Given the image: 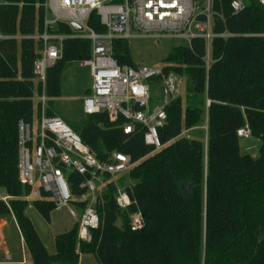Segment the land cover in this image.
Returning <instances> with one entry per match:
<instances>
[{
	"label": "trees",
	"instance_id": "trees-1",
	"mask_svg": "<svg viewBox=\"0 0 264 264\" xmlns=\"http://www.w3.org/2000/svg\"><path fill=\"white\" fill-rule=\"evenodd\" d=\"M47 0H5L0 4V217L13 216L32 262L26 264H80L93 255L98 264H264V7L262 0H242L235 14L230 0H212L210 65L208 42L194 38L186 47H174L164 60L165 74L185 80L183 95L167 107L165 126L158 131L160 151L146 145L145 128L132 135L123 120L107 114L86 116L74 128L101 162L122 153L136 163L130 171L128 193L137 205L121 210L117 188L107 186L97 207L100 226L92 241L79 239V225L55 239L50 254L26 214L29 189L19 182V123L33 128L41 118L42 85L34 64L42 44L32 39L44 33ZM124 0H115L122 4ZM88 25L97 34L106 28L93 13ZM50 32L73 35L69 25L57 23ZM112 55L121 67H136L128 40L116 39ZM92 56L88 40L64 42L62 58L48 70L46 115L57 117L53 102L61 97L62 75L68 64ZM210 106L207 109V102ZM208 112L207 141L182 134L201 127ZM249 127L261 142L260 155H242L238 131ZM196 132V131H195ZM194 133V132H193ZM197 133H200L197 130ZM73 194L79 197L84 178L67 172ZM108 176L105 180H109ZM190 196V198H189ZM46 221L55 203L43 194L33 202ZM79 215L85 205L75 201ZM140 209L144 227L130 229V217Z\"/></svg>",
	"mask_w": 264,
	"mask_h": 264
},
{
	"label": "built area",
	"instance_id": "built-area-1",
	"mask_svg": "<svg viewBox=\"0 0 264 264\" xmlns=\"http://www.w3.org/2000/svg\"><path fill=\"white\" fill-rule=\"evenodd\" d=\"M47 0L46 13H51L53 21L45 16L44 33L32 39L42 44L40 57L34 64V75L42 85V93L35 98L40 103L41 118L36 131L24 122L19 123V182L29 189L23 196L26 202L40 200L43 194L49 195L55 209H67L79 225V239L92 241V230L100 226L97 207L102 194L107 190L105 177L114 179L118 174H129L134 168L130 156L113 153L108 161L101 162L84 145L80 136L59 117L46 115L49 98L46 94L48 70L62 58L64 42L70 39L88 40L92 44V56L82 64L90 68L93 81L92 89L82 101L83 114L86 116L107 114L112 122L123 120L125 135L136 133L145 128L144 141L155 152L164 146L158 131L168 119L166 112L173 102L183 95L185 80L174 73L165 74L163 69L150 67H121L112 55V43L116 39L129 40L135 32L156 34L187 41L200 38L208 42L207 66L210 65V42L217 36L212 33V0L199 4L198 0ZM235 14L244 10L242 0H230ZM207 5L202 8L201 5ZM93 13L100 18L106 28L105 34H97L88 25ZM57 23L70 26L79 25L82 32L62 35L50 32ZM197 33H193V31ZM6 39L0 34V40ZM156 85L159 94L155 96L152 86ZM210 102H207V109ZM197 130L208 135V112L204 124L185 131L182 136L188 139ZM251 135L248 126L238 131L239 138ZM66 171L76 172L84 178L80 189L83 193L73 194ZM117 188L116 202L121 210L133 205L128 189ZM10 197L0 194V201L8 203ZM75 201L85 205L79 215ZM144 227V218L137 209L130 217V229L139 232Z\"/></svg>",
	"mask_w": 264,
	"mask_h": 264
},
{
	"label": "rangeland",
	"instance_id": "rangeland-1",
	"mask_svg": "<svg viewBox=\"0 0 264 264\" xmlns=\"http://www.w3.org/2000/svg\"><path fill=\"white\" fill-rule=\"evenodd\" d=\"M5 0H0L3 4ZM207 5H201L206 8ZM49 21H53L54 17L51 13L47 16ZM193 33H197L195 30ZM188 42L182 39L171 37H160L156 34H145L135 32L134 36L128 40L131 59L136 67H150L161 69L164 66V60L169 56L174 47H186ZM93 81L90 68L84 66L80 62L68 64L62 75L61 97L53 102V109L57 117L63 119L66 124L75 132L74 128H79L83 119L82 100L90 94ZM153 93L159 94V89L156 85L152 86ZM39 123L34 127L37 130ZM200 133L194 132L191 134L194 137H203ZM206 140V134L204 133ZM261 142L253 136L240 138V150L242 155H250L253 158H258L260 155ZM112 182H117L119 187L125 188L129 186L130 179L126 173L118 174L114 179L106 180V185ZM3 194V191H0ZM26 214L32 220V223L39 234L44 246L50 254H55V239L57 236L65 234L72 230L77 223L76 220L69 214L67 209L56 210L51 213L50 221H46L42 215L34 208L30 202L26 209ZM10 230L6 231V238L10 242V237L15 238L18 249L20 248L19 238L15 233L13 224H10ZM21 251V250H20ZM17 252V256L13 260H21V252ZM28 262H32L29 256ZM80 264H98L93 255H82Z\"/></svg>",
	"mask_w": 264,
	"mask_h": 264
},
{
	"label": "crops",
	"instance_id": "crops-1",
	"mask_svg": "<svg viewBox=\"0 0 264 264\" xmlns=\"http://www.w3.org/2000/svg\"><path fill=\"white\" fill-rule=\"evenodd\" d=\"M47 3V1H46ZM46 5V4H45ZM46 9V7H45ZM47 16V13H46ZM55 25L52 27L54 29ZM83 101V100H82ZM83 112V109H82ZM3 195V194H2ZM10 224L14 225L15 233L19 238L20 248L18 249L14 237H10V242L6 238V231L10 230ZM21 250V251H20ZM20 251L22 258L21 260H13L17 256V252ZM31 257L27 246L24 242L22 234L13 216L7 218L0 217V264H26L29 263L28 259ZM82 257V256H81Z\"/></svg>",
	"mask_w": 264,
	"mask_h": 264
},
{
	"label": "water",
	"instance_id": "water-1",
	"mask_svg": "<svg viewBox=\"0 0 264 264\" xmlns=\"http://www.w3.org/2000/svg\"><path fill=\"white\" fill-rule=\"evenodd\" d=\"M204 1L205 0H198L199 4H203ZM261 4L264 7V0L261 1ZM71 27H72V30L74 32H76V33L82 32V28L79 25L75 24V23H72ZM189 198H190V196H189Z\"/></svg>",
	"mask_w": 264,
	"mask_h": 264
}]
</instances>
